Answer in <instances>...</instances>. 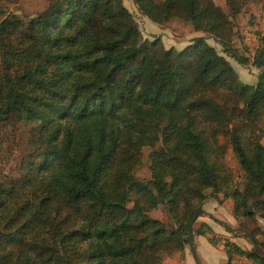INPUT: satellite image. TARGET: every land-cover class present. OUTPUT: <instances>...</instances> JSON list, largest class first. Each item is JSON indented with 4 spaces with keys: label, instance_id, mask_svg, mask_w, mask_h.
I'll return each instance as SVG.
<instances>
[{
    "label": "trees",
    "instance_id": "16d2710c",
    "mask_svg": "<svg viewBox=\"0 0 264 264\" xmlns=\"http://www.w3.org/2000/svg\"><path fill=\"white\" fill-rule=\"evenodd\" d=\"M6 1L0 149L29 129L17 174L0 177V264H163L188 244L208 197L230 198L234 218L264 214V142L245 147L242 134L264 119V31L253 53L238 51L237 0H226L228 14L212 0H132L154 23H189L219 52L204 36L179 50L142 38L121 0H49L27 20L5 12ZM226 58L256 68L255 83ZM218 136L245 174L242 188H227ZM144 146L149 177L139 179ZM157 208L166 221L149 215ZM223 248L224 264L233 255L264 264L257 248Z\"/></svg>",
    "mask_w": 264,
    "mask_h": 264
},
{
    "label": "rangeland",
    "instance_id": "374dc122",
    "mask_svg": "<svg viewBox=\"0 0 264 264\" xmlns=\"http://www.w3.org/2000/svg\"><path fill=\"white\" fill-rule=\"evenodd\" d=\"M49 0H10L4 2L1 6L4 8L5 12L16 14L19 18L27 20L28 18L39 13L48 3ZM122 4L131 13L133 20L138 27V30L142 38L150 39L152 36L160 37L163 47L168 48L173 46L175 50L181 49L192 36H203L200 31H194L190 29L189 23L181 21L179 19H171L162 25L154 23L139 13L134 6L132 0H121ZM214 4L219 6L225 13H229L226 0H212ZM238 4H241L238 13L233 16V27L231 41L233 45L242 54H251L259 46V37L264 31V0H237ZM189 28V29H188ZM247 32H244L246 31ZM205 37V36H204ZM207 44L213 46L216 51H220L219 45L215 44L211 38L205 37ZM182 42V45L179 44ZM184 43V44H183ZM229 60V61H228ZM227 61L232 69L238 73L237 77L242 83L254 84L256 81V76L253 74V69L247 68L243 75L239 70L243 66L237 67L235 62L228 58ZM255 69V68H254ZM264 119L258 120L253 127L245 130L243 134V144L245 147L255 139V137L260 138V142H264ZM21 131L14 135L13 142H4L0 149V177H12L17 174L18 164L21 158L28 151V146L25 141V135L29 126H23L20 128ZM218 143L222 145V159L224 172L228 175V185L227 188H242L247 179L243 170L240 168L236 158L230 150L227 138L218 136ZM158 144H156L157 146ZM151 151L150 147L144 146L140 150V163L136 166L134 170L135 177L139 179H147L149 177L148 170V154ZM209 190H204L208 192ZM219 193L217 198L208 197L197 205L200 210L204 213L199 212L195 220L191 224V235L193 237V247L195 250L196 258L199 264H224L226 261V254L223 248V244L235 243L245 250L251 249V242L247 235L243 232H250L247 228L243 226L240 222L241 218H234L231 215V199L222 198ZM209 213L214 219L207 216ZM149 215L166 221L165 214L161 208L151 210ZM262 225L260 227L256 226L257 229L253 231L254 235L258 234L256 238L259 253H264V214L261 213ZM223 221L227 226L234 228V232L225 228L219 221ZM167 223V222H166ZM208 225V229L206 228ZM254 226H252L253 229ZM196 230H202L204 234L198 236L194 234ZM213 240L214 245L208 243L207 238ZM233 242V243H232ZM195 264L188 248V244L184 245L183 249L179 252H173L169 255L163 257V264ZM235 259V260H234ZM242 256H232V264H244L242 261ZM250 260H248L249 262ZM250 264H255L250 261Z\"/></svg>",
    "mask_w": 264,
    "mask_h": 264
},
{
    "label": "crops",
    "instance_id": "0c3cea01",
    "mask_svg": "<svg viewBox=\"0 0 264 264\" xmlns=\"http://www.w3.org/2000/svg\"><path fill=\"white\" fill-rule=\"evenodd\" d=\"M162 26H165V25H162ZM187 27H191V26H187ZM189 29V28H188ZM190 29H192V28H190ZM203 36H205L204 34H203ZM193 37V36H192ZM191 38V37H190ZM179 44L180 45H182V42H179ZM184 44V43H183ZM173 47V46H172ZM226 59H228V58H226ZM229 61V60H228ZM235 65L237 66V67H239V66H243V69L241 68L240 70H239V72L241 73V74H243V75H246V74H244V72L246 71V70H248L247 68H251V69H253V74L256 76V73H257V69L255 68L254 69V67H252V66H250V65H247V66H244V65H240V64H237L236 62H235ZM234 71H235V69H233ZM235 73L238 75V73L235 71ZM239 76V75H238ZM232 219H235V218H232ZM262 218H261V212H257L255 215H254V217H253V219L252 218H241V220H240V222H242L243 223V226L245 227V228H247L249 231H252L256 226H258V227H260V225H262ZM252 226H254L253 227V229H252ZM259 235L258 234H256L255 235V238H257ZM263 241H264V239H263ZM237 257V256H236ZM184 260L185 259H183V262L181 263V264H184ZM235 260V259H234ZM233 261V260H232ZM239 261H242L244 264H250L249 262L251 261H249L248 262V259H246V258H244V257H242V259H240ZM176 264V263H175ZM178 264H180V263H178Z\"/></svg>",
    "mask_w": 264,
    "mask_h": 264
},
{
    "label": "water",
    "instance_id": "95a60500",
    "mask_svg": "<svg viewBox=\"0 0 264 264\" xmlns=\"http://www.w3.org/2000/svg\"><path fill=\"white\" fill-rule=\"evenodd\" d=\"M200 212H201V213H204V211H202V210H200ZM206 214H207L208 217L214 219L209 213H206ZM196 216H197V215H194V217L191 219V221H190V223H189V226H190V224L195 220ZM217 221H219V222H220L225 228L229 229L231 232H234V228H231V227L227 226V224H226L225 222L220 221V220H217ZM243 234L247 235V236L250 238V240H251V242H252V243H251V244H252L251 249H252L253 253L256 254V246H255V244H254L253 241H252V237H251V235H250L249 233H247V232H243ZM187 238H188V248H189L190 255H191V257H192L194 263H195V264H199V262H198V260H197V258H196V255H195V250H194V247H193V237H192V235H191L190 230H188V236H187ZM258 256H259V257H263L264 255H258Z\"/></svg>",
    "mask_w": 264,
    "mask_h": 264
},
{
    "label": "built area",
    "instance_id": "2783aa9c",
    "mask_svg": "<svg viewBox=\"0 0 264 264\" xmlns=\"http://www.w3.org/2000/svg\"><path fill=\"white\" fill-rule=\"evenodd\" d=\"M244 32H247V30H246V31H244Z\"/></svg>",
    "mask_w": 264,
    "mask_h": 264
}]
</instances>
